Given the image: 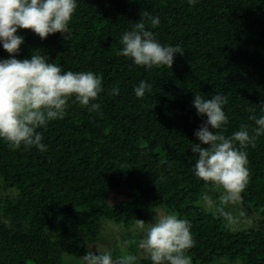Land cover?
<instances>
[{"label": "trees", "instance_id": "16d2710c", "mask_svg": "<svg viewBox=\"0 0 264 264\" xmlns=\"http://www.w3.org/2000/svg\"><path fill=\"white\" fill-rule=\"evenodd\" d=\"M76 3L69 34L42 40L18 29L24 40L15 58L40 54L64 71L100 75L104 90L93 101L100 111L70 99L63 119L37 129L44 152L12 150L0 140V264H82L80 257L96 251L92 243L107 240L100 251L113 258L130 252L136 264H151L138 250L143 234L134 223L152 221L158 210L191 222L192 264H264V135L245 149L249 184L241 201L225 206L245 216L231 227L205 211L201 196L209 186L195 178L198 157L191 151L207 119L193 107L195 94L228 97L229 123L218 130L226 136L241 124L256 127L250 115H264V0ZM145 11L159 17L156 28L141 17ZM140 19L162 45L183 49L171 69H147L117 55L122 34ZM8 58L0 45V59ZM141 80L152 88L137 98ZM113 88L118 95L109 94ZM117 190L125 198L111 202ZM209 194L218 200L219 193ZM109 223L119 228L117 237Z\"/></svg>", "mask_w": 264, "mask_h": 264}, {"label": "clouds", "instance_id": "9594fccd", "mask_svg": "<svg viewBox=\"0 0 264 264\" xmlns=\"http://www.w3.org/2000/svg\"><path fill=\"white\" fill-rule=\"evenodd\" d=\"M188 2L195 5L198 0ZM76 8V0H0V45L10 57L0 59V140L12 150L23 145L25 150L35 147L46 151L47 146L42 143L44 137L37 129L63 119L70 99L90 112L100 111V104L93 102L104 90L100 75L92 71H64L61 66L49 62L45 55L15 58L24 40L16 34L18 29L31 30L42 40L50 34L68 33ZM141 17H147L152 28L160 23L158 16L151 17L147 11L141 13ZM120 43L123 47L117 55L130 58L135 65L147 69L154 66L171 69L174 54L184 55L179 45H162L152 31L146 30L142 19L122 34ZM151 88L150 83L141 80L134 87L135 96L143 98ZM109 94L118 95L119 89L113 88ZM227 103L228 97L219 93L211 99L194 95L193 107L197 115L207 117L194 135L207 147L192 144L191 151L198 157L193 166L195 178L209 186L201 196L205 211L222 218L225 226L231 227L240 223L245 213L233 215L225 206L241 201V194L249 184L245 149L249 145L254 148L256 140L264 135V115L259 118L250 115L249 120L254 121L256 127L249 129L247 124H241L239 130L226 136L218 130L229 123L223 110ZM248 111L254 113L255 109ZM209 192L219 193L218 200ZM134 229L143 234L137 246L151 264H192L188 252L196 241L189 220L178 218L177 213L159 214L150 223L136 219ZM80 259L82 264H136L138 257L129 252L113 258L111 251L96 248L95 252L89 250Z\"/></svg>", "mask_w": 264, "mask_h": 264}, {"label": "rangeland", "instance_id": "374dc122", "mask_svg": "<svg viewBox=\"0 0 264 264\" xmlns=\"http://www.w3.org/2000/svg\"><path fill=\"white\" fill-rule=\"evenodd\" d=\"M125 194H126V192H124L123 190H117L115 193H113V196L111 197L112 198L111 199V202H115V201H119V200L124 199L125 198ZM159 214H165V213L162 210H158L156 212V216L159 215ZM152 221H153V219H152ZM152 221L149 220L148 223H150ZM108 228H110L111 230H113L115 237H117L119 228L115 224H113V223H109L108 224ZM110 243L111 242L109 240L102 241V242H97V243H92L90 245V248L93 249V250H96V248L99 249V250H106L107 249V245L110 244ZM120 244L123 247L125 246V244L122 243L121 241H120ZM138 250H139V248H138ZM141 253L144 254L142 251H141Z\"/></svg>", "mask_w": 264, "mask_h": 264}]
</instances>
